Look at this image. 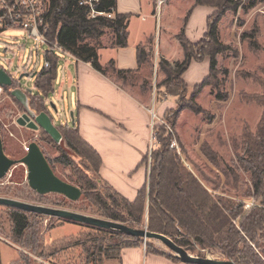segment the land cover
Returning a JSON list of instances; mask_svg holds the SVG:
<instances>
[{
  "label": "rangeland",
  "instance_id": "374dc122",
  "mask_svg": "<svg viewBox=\"0 0 264 264\" xmlns=\"http://www.w3.org/2000/svg\"><path fill=\"white\" fill-rule=\"evenodd\" d=\"M256 1L257 3L245 12L242 9H238L236 12L226 11L218 22L219 38L221 42L228 44L230 49L216 55V68L218 70L216 88L211 89L210 86H205L196 95L197 103L206 110L207 115L182 109L172 128L175 134L173 143H176L177 152L189 171L214 197L223 196L233 200H243L244 209L248 208L245 207V204L251 203L253 205L255 201L253 198H245L251 186L250 179L248 173L239 168L236 154L241 152L242 127L246 125L249 130H254L261 115V106L256 102L245 101L242 94L247 95L260 91L259 84L252 81L251 78L259 75L260 70L264 69V0ZM190 3L189 0H164L157 5V0H152L148 7L143 8V14L148 13L145 11L147 9L151 10L150 13L154 17L158 16L157 19L161 18L162 25L154 29L153 19H147L140 26L150 28L152 32L151 43H155L156 48L159 45V48L166 50L168 55L172 56L171 58H176L177 52L174 38L169 39L165 34L170 32L172 35L181 28L184 30L183 15ZM132 22L135 25L137 20L134 19ZM134 25H131L130 39L137 37ZM199 25L201 27L205 25L203 19ZM252 27L257 29L256 39L262 48L259 51L250 49L247 39L241 40L239 38L242 31L250 32ZM103 35V38L100 37L98 42L106 44L111 34L109 31H105ZM93 40L91 38L85 39L90 43H94ZM107 50H97V52L99 51V63L103 64L102 59L107 54ZM154 53L153 51L150 67L144 72L141 70L140 75L142 76L144 73V76L147 77V79L144 78L145 80L134 78L124 82L116 75L111 73L108 75L138 101L146 104L150 111L153 110L156 115L153 121L155 126L163 125L171 132V127L164 120V112L166 109L175 106V98L166 96L163 86L156 88L163 75L155 68ZM63 60L64 56L59 54V63ZM43 61L44 55L41 50L35 47L33 41L26 37L22 29L0 31V67L8 72L13 79L16 80L21 73L32 75L39 72L43 67ZM59 63L53 82V90L44 100L46 109L52 115L54 126L57 128L65 124L68 126L73 124L72 120L75 117L76 108L74 105L76 85L70 80L62 82ZM196 65L201 64L198 62ZM103 66L105 65L103 64ZM203 72L204 68L194 65L185 72V75L183 74V79L187 85L185 100L188 99L194 83L198 82V78ZM143 80L144 85L147 83L151 87H146L145 91L141 92L140 84ZM34 81V75L31 78L22 76L18 80V86L24 91L32 90L34 93ZM140 92L143 97L139 94ZM218 93L221 96L224 95L225 98L216 99ZM50 103L55 106L56 111L50 106ZM0 109L1 139L3 150L7 156L15 159L20 158L25 154L24 147L29 142L35 141L49 160L54 173L62 180L76 184L74 168H72L74 166L86 176L91 184L89 186H96L98 189V194L94 192L96 198L104 197L105 192L113 191V187L103 181H98L99 176L94 168L67 149L63 141L60 144L55 143L49 135V137L42 135L39 129L34 131L16 124L14 122L15 116L22 111L6 93L0 95ZM162 110L164 111L162 112ZM4 124L7 125V128L3 126ZM149 131H151L150 122ZM202 141L207 142L208 146L216 153L217 159L212 164L207 162L200 151ZM149 143L150 133L148 150ZM61 150L67 154L66 157L71 164L68 165L55 160L56 158L66 159ZM146 162L149 165V158ZM0 196L35 205L68 209L106 219L91 211L93 206L87 201L86 196L81 195L79 199L72 201L57 193H36L27 183L26 168L23 164L13 165L7 174L0 179ZM79 206L87 207V209L82 210ZM12 208L0 204V264H95L93 251L98 246L114 245L120 240L119 236L105 231V228L35 212L29 213L28 211L25 212L28 215L29 226L23 235L17 238L11 234L9 212ZM256 241L262 248L257 247V250L264 251V236ZM145 242L152 244L154 248L166 255L175 256L159 240L146 239L142 243ZM142 248L145 250L144 245ZM135 251L136 249H132L128 253L133 254ZM187 252L198 257L226 259L217 247L202 248L195 245L193 251ZM142 253H139L138 258L131 255V261L126 260V264H135V261L137 264H149L151 256L145 257V253ZM100 260V264H118L119 262L115 259L102 258Z\"/></svg>",
  "mask_w": 264,
  "mask_h": 264
},
{
  "label": "trees",
  "instance_id": "16d2710c",
  "mask_svg": "<svg viewBox=\"0 0 264 264\" xmlns=\"http://www.w3.org/2000/svg\"><path fill=\"white\" fill-rule=\"evenodd\" d=\"M80 1L83 0H42L46 7L47 37L55 40L77 60L90 63L98 72L108 77L110 76L108 73H111L124 82L131 81L130 75L133 70L116 68L112 59L102 66L98 61L97 52L100 46L98 40L105 31L111 34L112 47L127 46L129 15L115 11L116 0H97L92 2L93 10L101 14L96 13L92 16L89 5L80 4ZM256 3V0H192V6L207 5L215 9L206 19L205 33L198 42L192 43L185 37L181 28L175 38L181 47L182 58L175 62L163 57L156 59V68L163 75L156 88L163 86L165 95L175 98V106L164 112V120L171 127V132L163 125L153 124L152 130L155 134L153 144L142 160L147 167L146 182L133 200L124 198L113 188V191L105 192L104 197L96 198L94 195V192L98 194L96 186H89L91 184L86 176L73 166L76 180L74 185L78 186L81 195L86 196L87 201L93 206L91 211L131 227H145L148 231L162 233L187 251H193L195 245L202 248L217 247L226 259L236 264H264V251L257 250V247L262 248L256 241L264 236V69L260 70L259 75L251 78L259 84L260 91L242 94L245 101L256 102L261 106V115L253 131L246 125L242 127L241 152L236 154L239 168L249 175L251 186L245 198H253L255 201L253 205L244 209L243 200L214 197L184 165L177 148L170 147L175 140L172 128L182 109L207 115L206 110L197 103L196 95L205 86L216 88L218 73L216 55L230 49V46L221 42L219 38L218 22L226 11L236 12L242 9L245 12ZM190 11L191 9L184 16V23ZM109 13H112L111 17L107 16ZM256 31L257 29L252 27L250 32L242 31L239 35L241 40L247 39L248 47L253 51L262 49L257 42ZM86 38L94 39V43L85 41ZM152 56L151 39L148 40L147 50L142 45L136 47L138 67L149 59L151 64ZM205 57L209 59V73L201 82L193 86L191 94L185 100L187 85L181 77L182 73L192 61H200ZM44 58L49 61V66L42 67L39 72L34 73L35 92L28 94L29 106L36 112L44 110V100L53 90L57 73V55L47 51L44 53ZM144 80L140 84L141 92L145 91L146 87H151L147 83L144 85ZM223 97L225 98L219 93L216 95V99ZM11 99L23 111L22 106ZM39 130L42 135L49 137L42 129ZM58 130L66 148L84 159L98 174L100 157L80 137L76 126H59ZM200 151L208 163L212 164L216 161V153L207 142H201ZM61 153L66 159L55 160L71 164L66 157L67 154L62 150ZM148 158L149 165L146 162ZM48 163L50 164L49 160ZM98 181H103L100 176ZM79 207L82 210L87 209V207ZM26 213L15 208L10 210L11 234L14 237L20 238L28 228ZM104 230L116 234L120 240L114 245L98 246L93 251L95 264H100L102 258L120 260L122 249L143 247V245L145 253L164 256L173 262H181L177 256L166 255L148 242L142 243L141 238L113 232L110 229Z\"/></svg>",
  "mask_w": 264,
  "mask_h": 264
},
{
  "label": "crops",
  "instance_id": "0c3cea01",
  "mask_svg": "<svg viewBox=\"0 0 264 264\" xmlns=\"http://www.w3.org/2000/svg\"><path fill=\"white\" fill-rule=\"evenodd\" d=\"M189 1L191 3L183 15L184 18L187 11L191 9L187 21L184 23V35L187 39L189 38L190 42L195 43L205 33L206 19L215 9L207 5L192 6V0ZM151 2L149 0H116L115 11L129 15L127 46L124 48L112 47L110 36L109 43L102 44L100 42V47H98L99 50L108 49L102 59L104 65L112 59L116 68L133 70L134 72L130 75L132 79H147L144 73L142 76L140 73L141 70L144 72L150 67V59L142 62L139 67L137 63L136 47L142 45L147 50L148 40L151 39L152 34L150 28L140 26V24L145 23L147 19H153L154 29L162 25L161 18L157 19L158 16L151 15V10L146 9L145 11L148 13H142L143 8L148 7ZM134 19L137 20L135 25L132 22ZM201 19L205 22L203 27L199 25ZM132 24L137 32L135 39H130ZM164 31L166 30L164 29ZM177 33L178 31L172 35L170 32L165 34L169 39L174 38L176 58H171L172 56H169L166 50L159 48V45L156 48L155 43L152 42L155 61L157 57H163L170 62L182 58L181 47L175 38ZM103 36L101 37L103 38ZM63 56L64 60L60 63L59 56H57L61 80L62 82L70 80L76 85L74 101L76 108L72 123L76 126L80 137L98 153L100 157L98 174L101 179L124 198L133 200L146 182L147 167L142 160L148 152L150 110L146 104L138 101L110 77L95 70L90 63L77 60L70 53ZM198 62L202 66L196 65ZM100 64L103 66L102 63ZM194 65L204 68V72L198 78V82L194 83L195 85L208 75L209 59L205 57L200 61H192L182 73V79L183 74L185 75V72ZM139 94L143 97L141 92ZM64 126H68V124ZM136 169L137 171H135ZM132 249H136L137 253L135 251L133 254H129L128 251ZM141 252L145 253L142 247L124 248L120 251L121 259L116 261H119L118 264H126V260L131 261V255L138 258ZM147 256H151L149 264H186L173 262L164 256L151 253H145V257Z\"/></svg>",
  "mask_w": 264,
  "mask_h": 264
},
{
  "label": "water",
  "instance_id": "95a60500",
  "mask_svg": "<svg viewBox=\"0 0 264 264\" xmlns=\"http://www.w3.org/2000/svg\"><path fill=\"white\" fill-rule=\"evenodd\" d=\"M33 75L34 74L31 76ZM22 76H28V74L21 73L15 80L10 74H8V72L0 67V93L7 92V96L16 100L23 109V111L15 119L16 124L34 131L42 129L54 140V142L60 143L62 139L61 134L58 128L54 126L53 117L47 111L46 106L44 110L39 112H36L34 109L30 108L28 94L32 93V90L24 91L18 86V80L21 79ZM50 106L56 111V108L52 103H50ZM26 147L27 150L25 151V154L20 158L15 159L7 156L3 150L0 127V179L7 174L8 170L13 165L23 164L26 168L27 183L29 187L36 193H57L72 201L80 198L81 191L78 186L62 180L54 173L38 143L31 141ZM0 204H4L23 211L55 216L71 221L90 224L100 228L112 229L114 231H118L132 237L141 238L143 240L156 239L162 242L168 249H170L183 263L236 264L232 260L228 259H212L193 256L189 254L186 249L174 243L168 236L162 233L148 231L145 227H131L118 221L96 218L91 215L82 214L68 209L35 205L17 199L1 196Z\"/></svg>",
  "mask_w": 264,
  "mask_h": 264
},
{
  "label": "built area",
  "instance_id": "2783aa9c",
  "mask_svg": "<svg viewBox=\"0 0 264 264\" xmlns=\"http://www.w3.org/2000/svg\"><path fill=\"white\" fill-rule=\"evenodd\" d=\"M97 0H83L80 4H88L91 10V15L94 16L96 13L101 14V12H95L93 10L92 2ZM164 0H157V5L161 4ZM45 12L46 7L42 0H0V31L9 29H22L25 32L27 38H30L35 47L41 50L44 55L45 52L49 51L59 56V54H69L65 49H63L55 40L49 39L47 37L48 25L45 22ZM108 17L112 16V13L107 14ZM155 68H156V64ZM49 61L44 58L43 67H48ZM31 78V74L29 75ZM2 93H0L1 95ZM18 116V115H17ZM15 116V119L16 117ZM155 113L150 111V143L149 150L152 147L154 140L153 121ZM15 122V121H14ZM7 128V125H3ZM2 127V126H0ZM175 146L176 143H171L170 147ZM27 150V147H24ZM251 203L245 204V207H249Z\"/></svg>",
  "mask_w": 264,
  "mask_h": 264
},
{
  "label": "flooded vegetation",
  "instance_id": "af4514ba",
  "mask_svg": "<svg viewBox=\"0 0 264 264\" xmlns=\"http://www.w3.org/2000/svg\"><path fill=\"white\" fill-rule=\"evenodd\" d=\"M44 109H45V107H44Z\"/></svg>",
  "mask_w": 264,
  "mask_h": 264
}]
</instances>
